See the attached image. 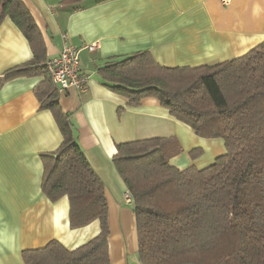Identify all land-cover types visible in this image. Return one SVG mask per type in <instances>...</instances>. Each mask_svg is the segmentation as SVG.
Returning <instances> with one entry per match:
<instances>
[{"label":"crops","instance_id":"1","mask_svg":"<svg viewBox=\"0 0 264 264\" xmlns=\"http://www.w3.org/2000/svg\"><path fill=\"white\" fill-rule=\"evenodd\" d=\"M46 46L58 56L66 42L80 48L88 89L60 95L71 112L85 155L105 184L111 264H141L136 215L113 157L123 142L175 137L181 168H203L226 153L221 137L199 136L156 97L130 105L104 83L99 69L115 56L149 51L165 66H199L242 56L264 43V0H23ZM80 6L81 8H76ZM66 36V38L64 37ZM96 44L94 51L87 48ZM34 56L29 40L5 18L0 23V264H25L23 251L58 240L75 249L100 232V222L72 228L67 196L52 202L42 190V154L56 151L63 135L53 112L42 109L35 87L41 75L4 79ZM201 154L192 157L191 151Z\"/></svg>","mask_w":264,"mask_h":264},{"label":"trees","instance_id":"2","mask_svg":"<svg viewBox=\"0 0 264 264\" xmlns=\"http://www.w3.org/2000/svg\"><path fill=\"white\" fill-rule=\"evenodd\" d=\"M7 17L29 40L34 56L4 79L44 76L36 95L63 135L56 151L42 154V190L52 202L68 197L72 228L100 222L99 234L81 246L69 249L54 239L25 249L24 263L111 264L105 184L79 142L73 114L60 105L42 33L23 0H0V23ZM99 73L130 105L156 97L197 135L221 137L226 144V153L210 165L184 169L172 163L183 152L175 137L117 145L113 162L136 215L141 264H264V43L199 66H165L149 51H139L111 58Z\"/></svg>","mask_w":264,"mask_h":264},{"label":"built area","instance_id":"3","mask_svg":"<svg viewBox=\"0 0 264 264\" xmlns=\"http://www.w3.org/2000/svg\"><path fill=\"white\" fill-rule=\"evenodd\" d=\"M221 1L225 5L230 3V0ZM96 47V44L87 46L91 51H94ZM45 64L60 93L71 89L82 93L88 89L89 76L82 70L80 48L66 42L60 54L48 59ZM126 198L131 203L128 193Z\"/></svg>","mask_w":264,"mask_h":264}]
</instances>
